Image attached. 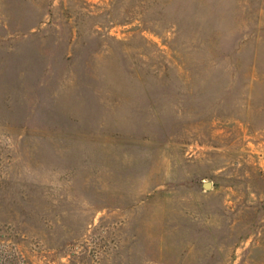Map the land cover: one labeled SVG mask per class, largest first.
Returning a JSON list of instances; mask_svg holds the SVG:
<instances>
[{"label":"rangeland","instance_id":"374dc122","mask_svg":"<svg viewBox=\"0 0 264 264\" xmlns=\"http://www.w3.org/2000/svg\"><path fill=\"white\" fill-rule=\"evenodd\" d=\"M0 264H264V0H0Z\"/></svg>","mask_w":264,"mask_h":264},{"label":"water","instance_id":"95a60500","mask_svg":"<svg viewBox=\"0 0 264 264\" xmlns=\"http://www.w3.org/2000/svg\"><path fill=\"white\" fill-rule=\"evenodd\" d=\"M211 185H212V183H211L210 181H207V182H205V184H204L205 187H208V186H211Z\"/></svg>","mask_w":264,"mask_h":264}]
</instances>
